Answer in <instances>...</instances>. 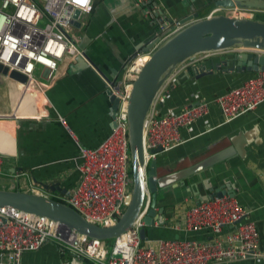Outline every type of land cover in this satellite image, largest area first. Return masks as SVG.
I'll return each mask as SVG.
<instances>
[{
  "label": "crops",
  "instance_id": "crops-1",
  "mask_svg": "<svg viewBox=\"0 0 264 264\" xmlns=\"http://www.w3.org/2000/svg\"><path fill=\"white\" fill-rule=\"evenodd\" d=\"M95 1L73 31L99 69L82 57L60 61L54 79H42L46 85L40 89L26 88L23 82L0 74V175L6 176L2 179L8 183L23 180L35 192L54 197L68 194L79 180V144L98 145L114 125L106 81L123 77L137 50L147 53L155 47L164 20H183L197 13L196 19L219 7L216 0ZM258 2L246 6L264 10V0ZM206 55L186 59L168 77L157 95L159 112L212 99L254 73L217 69L196 76L193 67ZM37 69L46 77L40 67ZM180 135L181 143L154 158L157 207H164L167 222L146 226L148 236L205 237L207 230L186 229L184 211L198 199L221 190L235 194L249 209L247 216L256 223L259 247L264 251V101L229 121L223 119L215 103H210L206 114L180 128ZM43 183L49 186L45 188ZM21 264L92 263L47 240L37 249L23 251ZM229 264H264V257Z\"/></svg>",
  "mask_w": 264,
  "mask_h": 264
},
{
  "label": "built area",
  "instance_id": "built-area-1",
  "mask_svg": "<svg viewBox=\"0 0 264 264\" xmlns=\"http://www.w3.org/2000/svg\"><path fill=\"white\" fill-rule=\"evenodd\" d=\"M92 7L93 0H0V64L7 66L8 71L24 74L26 88L40 89L46 82L35 75L37 67L46 73L47 80L52 81L60 61L84 57L73 28L77 26L76 18L79 20L81 14L89 12ZM76 10H79L78 17H74ZM216 10L230 16L251 17L255 9L240 4L217 7ZM184 23L174 18L161 22L157 43ZM149 53L137 50L126 64L123 77L113 82L106 81L118 97L115 125L98 145L79 144V180L68 194L56 197L88 221L110 225L123 213L131 183L128 98L132 81ZM6 77L15 80L9 75ZM156 101L157 96L143 124L145 167L158 152L181 143L180 128L206 114L210 103H215L223 119L229 121L263 102L264 69L255 70L240 84L229 87L212 99H200L180 110L159 112ZM58 118L64 121L63 116L58 115ZM1 168L0 156V171ZM19 186L30 190L23 180ZM150 202L151 192L146 188L143 203L131 227L117 235L111 244L104 238L89 236L45 215L0 205V264H21L23 251L37 249L47 240L89 259L92 264H229L243 258L264 257L258 243L256 223L248 218L249 209L233 193H214L198 199L184 211L186 229L207 230L203 238H142V227L167 222L159 213L152 224H146L144 217ZM175 227L181 228L179 225Z\"/></svg>",
  "mask_w": 264,
  "mask_h": 264
},
{
  "label": "water",
  "instance_id": "water-1",
  "mask_svg": "<svg viewBox=\"0 0 264 264\" xmlns=\"http://www.w3.org/2000/svg\"><path fill=\"white\" fill-rule=\"evenodd\" d=\"M237 2L251 6L259 4L258 0H216V4L221 8L235 5ZM78 14L79 10H76L74 17H78ZM196 16L197 13L183 19L185 23L182 27L150 50L137 76L132 81L127 109L131 190L127 194L123 213L113 224L101 225L88 221L61 199L22 189L18 180L11 181L5 187H0V205L45 215L92 237L114 239L131 227L143 203L147 188L151 192V202L144 219L147 225L152 224L154 218L163 212L164 207H157L159 192L157 190L158 178L155 176V159H151L148 166H144L143 124L164 82L183 61L199 53L208 54L193 67L196 76L217 69H246L249 71L264 69L263 11H257L251 17L230 16L221 10L193 19ZM75 22L77 25L80 24L77 18ZM83 54L82 61H87L99 69V66L88 57L85 51ZM0 72L23 83L26 80L24 74L16 70L8 71V67L2 64H0ZM115 89H118V85H115ZM107 90L113 101L112 115L115 117L118 97L111 89ZM43 186L46 188L49 185L43 183ZM223 192L215 191L218 195ZM140 235L142 238L148 236L145 227L140 229ZM116 255L119 256V254Z\"/></svg>",
  "mask_w": 264,
  "mask_h": 264
},
{
  "label": "rangeland",
  "instance_id": "rangeland-1",
  "mask_svg": "<svg viewBox=\"0 0 264 264\" xmlns=\"http://www.w3.org/2000/svg\"><path fill=\"white\" fill-rule=\"evenodd\" d=\"M255 11H260V10H255ZM261 11L264 12V10H261ZM82 17L84 18V13L81 14L80 19H82ZM199 54H200V53H199ZM35 75H36L37 77L41 78V79H45V77L41 75V72H40L38 69L35 71ZM5 76H6V75H5ZM5 79H7V78H5ZM3 177H6V176H1V175H0V187H2V186H7V185H9V184L11 183V181L8 183L7 180L2 179ZM128 190H129V191L131 190V183L128 185ZM106 240L108 241V244H110V243H111L110 241H112L113 239H106Z\"/></svg>",
  "mask_w": 264,
  "mask_h": 264
},
{
  "label": "trees",
  "instance_id": "trees-1",
  "mask_svg": "<svg viewBox=\"0 0 264 264\" xmlns=\"http://www.w3.org/2000/svg\"><path fill=\"white\" fill-rule=\"evenodd\" d=\"M97 1H100V0H96V1H95V3H96ZM58 199H60V198H58ZM107 242H108V241H107ZM110 242L112 243V242H113V240H112V241H110ZM111 243H110V244H111Z\"/></svg>",
  "mask_w": 264,
  "mask_h": 264
},
{
  "label": "bare ground",
  "instance_id": "bare-ground-1",
  "mask_svg": "<svg viewBox=\"0 0 264 264\" xmlns=\"http://www.w3.org/2000/svg\"><path fill=\"white\" fill-rule=\"evenodd\" d=\"M140 60L142 61V60H144V58H141ZM131 86H132V85H131Z\"/></svg>",
  "mask_w": 264,
  "mask_h": 264
}]
</instances>
